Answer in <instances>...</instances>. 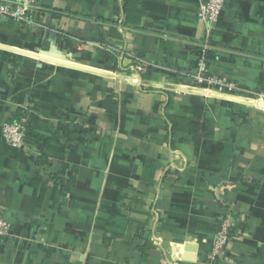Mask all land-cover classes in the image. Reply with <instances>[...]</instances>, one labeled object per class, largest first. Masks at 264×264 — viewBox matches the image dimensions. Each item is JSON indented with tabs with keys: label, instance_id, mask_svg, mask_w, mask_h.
Wrapping results in <instances>:
<instances>
[{
	"label": "crops",
	"instance_id": "crops-1",
	"mask_svg": "<svg viewBox=\"0 0 264 264\" xmlns=\"http://www.w3.org/2000/svg\"><path fill=\"white\" fill-rule=\"evenodd\" d=\"M38 2L37 25L0 19V264H264V112L178 90L205 63L264 94V0H225L209 33L200 0H140L127 27L125 0Z\"/></svg>",
	"mask_w": 264,
	"mask_h": 264
},
{
	"label": "built area",
	"instance_id": "built-area-1",
	"mask_svg": "<svg viewBox=\"0 0 264 264\" xmlns=\"http://www.w3.org/2000/svg\"><path fill=\"white\" fill-rule=\"evenodd\" d=\"M199 17L206 26L209 33L218 22L224 7L225 0H200ZM38 0H0V19L25 22L32 25L38 24V15L40 14ZM120 55H127L120 52ZM135 64L132 71L136 80L140 81L148 71V66L139 58L134 59ZM135 80V81H136ZM194 88L180 86V93L201 92V95L209 97L229 96L232 98H241L239 94L246 95L245 106L255 111L264 112V94H256L243 90L241 86L222 76H213L208 74L205 63H202L198 72L193 76ZM196 94V93H195ZM4 142L14 151L24 155L29 154V146L26 144V128L24 123H8L3 127ZM12 225L5 212L0 208V239H5L11 235ZM230 242L229 224L223 220L220 231L215 237L212 259L218 258L228 247ZM160 243H162L160 241ZM168 264H178V260Z\"/></svg>",
	"mask_w": 264,
	"mask_h": 264
},
{
	"label": "trees",
	"instance_id": "trees-1",
	"mask_svg": "<svg viewBox=\"0 0 264 264\" xmlns=\"http://www.w3.org/2000/svg\"><path fill=\"white\" fill-rule=\"evenodd\" d=\"M123 14L125 16L124 26L133 25L136 26L139 24L141 18L144 13L140 9V0H125L123 4ZM63 15L61 13L57 14ZM217 57L210 51H205V59L206 60H215ZM150 69H148L147 73L143 76L145 79L149 76ZM62 132H64L68 137H71L73 133L69 131V128L66 125H62Z\"/></svg>",
	"mask_w": 264,
	"mask_h": 264
},
{
	"label": "water",
	"instance_id": "water-1",
	"mask_svg": "<svg viewBox=\"0 0 264 264\" xmlns=\"http://www.w3.org/2000/svg\"><path fill=\"white\" fill-rule=\"evenodd\" d=\"M25 53V52H24ZM25 54H27V55H30V56H33V57H38V56H36L35 54H29V53H25ZM194 93H196V94H202L201 92H194ZM188 249H186V251H187ZM184 259H186V258H184Z\"/></svg>",
	"mask_w": 264,
	"mask_h": 264
}]
</instances>
